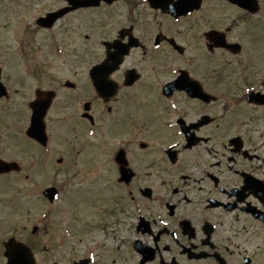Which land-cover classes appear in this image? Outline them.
I'll return each mask as SVG.
<instances>
[{
    "label": "flooded vegetation",
    "instance_id": "1",
    "mask_svg": "<svg viewBox=\"0 0 264 264\" xmlns=\"http://www.w3.org/2000/svg\"><path fill=\"white\" fill-rule=\"evenodd\" d=\"M251 1L0 0V264H23L13 242L41 264L35 105L49 106L44 150L58 169L83 156L95 177L75 232L95 252L264 264V104L248 99L264 95V0Z\"/></svg>",
    "mask_w": 264,
    "mask_h": 264
},
{
    "label": "rangeland",
    "instance_id": "2",
    "mask_svg": "<svg viewBox=\"0 0 264 264\" xmlns=\"http://www.w3.org/2000/svg\"><path fill=\"white\" fill-rule=\"evenodd\" d=\"M262 19V23L264 22V18ZM260 22V21H259ZM261 32V40H260V62L259 66L261 70H264V23L263 28L260 29ZM264 114V113H263ZM264 134V131H263ZM75 140V137L73 138V135L71 134V140ZM264 141V137H263ZM57 145V144H56ZM71 147V145H70ZM68 146V143H62V149H67L69 151L73 150ZM74 151V150H73ZM87 155H90L87 154ZM35 156L37 158V162H35V226H39L41 228V236L38 238L40 248H37L35 246V249L39 252L40 262L41 264H51L52 262H59L60 264H68L69 255H70V248L69 246H73L74 249L71 253V257L74 259H79L86 254H89L90 251H93L95 247V243L92 241L87 240L86 238H83L81 240L78 239L75 234L71 237L66 236V229L64 225H72L69 218L61 213L60 218L58 219L57 213H53L51 210V206L48 205V203L42 198V192L46 187H50L54 181H56L57 186L62 185H69L71 189H69V192L67 193L68 189L67 187H63L62 195L60 197L59 203H54L55 208L56 206L59 207V204L61 205V209L68 215L73 214V209L77 208V204H82V208L89 209L92 205L91 203L95 204L97 202L98 197V188L95 183V187L92 189H84V187H90L91 186V180L87 179V176H85L83 173H76L74 174L73 171L69 174L64 173L61 171V173L57 172L58 165L56 163V159L60 156L47 154V152L42 151V149H37L35 147ZM81 164L79 165L80 170H88L89 168L86 167V162L83 161L84 157L79 156ZM90 160V159H89ZM88 161V160H87ZM96 161V159H95ZM57 173V174H55ZM74 174V175H73ZM59 186V187H60ZM65 188V189H64ZM83 188V189H82ZM87 190V191H86ZM90 190V191H89ZM68 195L67 199L66 196ZM77 203V204H76ZM80 207V209H82ZM79 211H75L76 217H77V224L81 225L83 222H81L82 219V213ZM45 218V219H44ZM58 220L59 225L57 224ZM81 223V224H80ZM47 224V225H46ZM70 227V226H69ZM76 228V229H75ZM73 228L74 230H77L79 234L80 231L78 227ZM109 231L112 232V228L109 229ZM73 232V231H72ZM101 233L99 232L96 234L95 239L98 242H103L104 238L101 237ZM85 236V235H84ZM81 238V236H80ZM110 248H114L117 244V241L114 238H111L108 243H106ZM51 248L50 253L53 254L51 256L50 254L41 253L42 247ZM95 251V250H94ZM98 252V258H103L104 264H111V259L109 254H107L105 251H97ZM100 253V254H99ZM94 256V257H95ZM113 263V262H112Z\"/></svg>",
    "mask_w": 264,
    "mask_h": 264
},
{
    "label": "water",
    "instance_id": "3",
    "mask_svg": "<svg viewBox=\"0 0 264 264\" xmlns=\"http://www.w3.org/2000/svg\"><path fill=\"white\" fill-rule=\"evenodd\" d=\"M234 2L237 3H241L243 5L246 4L245 0H232ZM191 7V6H190ZM251 8V7H250ZM44 114H42L39 111H35V138H37L38 140H43L44 138H42L44 136V130H43V119ZM45 194L47 196H49L50 198H52L55 194L54 190H48L45 192ZM20 251L23 252V258L26 259L25 264H32V256L30 255L29 251L26 249H20Z\"/></svg>",
    "mask_w": 264,
    "mask_h": 264
}]
</instances>
